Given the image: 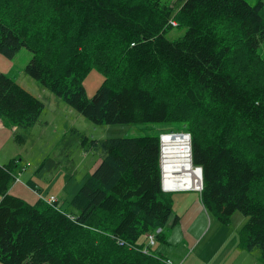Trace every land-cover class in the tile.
I'll use <instances>...</instances> for the list:
<instances>
[{"label": "trees", "instance_id": "1", "mask_svg": "<svg viewBox=\"0 0 264 264\" xmlns=\"http://www.w3.org/2000/svg\"><path fill=\"white\" fill-rule=\"evenodd\" d=\"M170 21L185 30L175 41L166 38ZM262 43L263 0H0V54L29 51L24 73L78 114L96 125L186 126L205 212L223 225L235 212L247 217L240 244L258 249L260 264L264 89L245 88L232 63L237 56L245 68L264 65ZM92 67L111 81L89 99L83 80ZM43 109L0 73L3 127L31 128ZM73 133L102 159L70 201V214L10 195L16 164L0 165V263L168 264L139 241L153 233L165 243L172 214V197L161 189L160 136L91 140Z\"/></svg>", "mask_w": 264, "mask_h": 264}, {"label": "rangeland", "instance_id": "2", "mask_svg": "<svg viewBox=\"0 0 264 264\" xmlns=\"http://www.w3.org/2000/svg\"><path fill=\"white\" fill-rule=\"evenodd\" d=\"M244 1L250 6H255L260 0ZM169 24L173 28L166 34L168 40L175 41L184 35L185 30L176 27L175 21H170ZM258 53L264 61V43L259 47ZM30 59L31 54L26 49H22L13 59L0 54V73L5 75V71L11 70L18 78V84L44 105L40 120L35 126L17 129L16 133L9 127L0 128V165H7L12 160L17 161L14 175L18 176L19 182L12 185L10 190L14 188V191L11 194L26 200L31 205L40 200L39 196L48 198L52 195L58 199L60 210L69 214L74 211L70 201L98 167L102 157L99 152L85 151L81 147L80 139L73 131L91 140L185 134L182 131H187L186 126L183 125H96L27 76L24 73V67ZM239 61L235 56L232 67L241 75V84L245 88L264 89V65L258 64L249 69ZM232 67H230L231 70ZM106 80L107 84H110L109 76L102 70L92 67L83 80L86 96L89 99L92 98ZM147 85L153 87L154 83L148 81ZM14 135L22 136L24 142H16ZM29 183H33L39 191L32 190L28 186ZM168 194L173 200L172 211L184 212L187 206L180 208L181 203L176 207V201L183 195H187L185 202L190 201L199 193ZM246 220L247 217L235 212L229 224L223 225L213 215L205 213L202 234L194 247L187 248L179 244L178 236L173 237V232L170 230L171 222H168L164 229V234L167 235L168 232L166 242L155 241L156 245L148 248L151 253L173 264L181 263L184 256L189 258L187 264H260V251L255 249L247 252L240 244L239 231ZM139 241L145 242V245L148 244L146 237H141ZM167 242L168 245H166ZM194 257L196 261L193 260Z\"/></svg>", "mask_w": 264, "mask_h": 264}, {"label": "crops", "instance_id": "3", "mask_svg": "<svg viewBox=\"0 0 264 264\" xmlns=\"http://www.w3.org/2000/svg\"><path fill=\"white\" fill-rule=\"evenodd\" d=\"M4 73H6L5 74L6 76H8L10 79H12L14 82H16L18 84V82H17L18 78L12 73L11 70H10V72L5 71ZM1 127H3V125L0 122V128ZM32 185H34V184L32 183ZM13 191H14V188L12 190H9V194L12 195L11 192H13ZM167 193H172V194H174V193H181V194L199 193L196 195V197H194L190 201L185 202L187 195H183V197L178 199L176 201L175 206L177 207L178 204L182 203L180 208L186 207V206H187V208L184 212H178V211L173 212L172 211L173 215L171 214V216L168 220V222H171V229L170 230L173 232V237L178 236L179 244L185 245V248L192 247V246L194 247L195 243L197 242L200 235L202 234L203 218H204L205 213H206L202 204H201V201H200V191H198L197 189L180 188V189L167 190ZM50 196H52V195H50ZM24 201L26 202V200H24ZM176 217H178L177 222L175 221ZM196 232H199V233L197 234ZM167 235H168V232H167ZM167 235H166V237H167ZM166 245H168V242L166 243ZM193 260L196 261V257H194ZM188 261H189V258L184 256L181 263H179V264H187ZM169 262L171 264H173L171 261H169Z\"/></svg>", "mask_w": 264, "mask_h": 264}, {"label": "bare ground", "instance_id": "4", "mask_svg": "<svg viewBox=\"0 0 264 264\" xmlns=\"http://www.w3.org/2000/svg\"><path fill=\"white\" fill-rule=\"evenodd\" d=\"M162 142L163 165L165 170L164 188L169 190L180 188H199L201 182L200 173L198 170L193 172V169H191L189 165V137L185 134L176 135L174 137L171 134H166L163 135ZM174 170H180L185 172L187 175H185L183 179H180L177 176H173L172 173Z\"/></svg>", "mask_w": 264, "mask_h": 264}, {"label": "water", "instance_id": "5", "mask_svg": "<svg viewBox=\"0 0 264 264\" xmlns=\"http://www.w3.org/2000/svg\"><path fill=\"white\" fill-rule=\"evenodd\" d=\"M173 137L176 136V135H183V134H171ZM186 135V134H185ZM189 137V135H187ZM160 146H161V150H160V153H161V160H160V170H161V189L163 192L167 193V190L169 189H165L164 188V180H165V170H164V165H163V142H162V137L160 136ZM189 165H190V168H192L191 166V157H190V160H189ZM196 170L199 171L200 173V189H202V177H201V169L200 168H195L193 169L192 171L195 172ZM173 176H177L178 178L180 179H183L185 175H187L185 172H182L180 170H174L173 171Z\"/></svg>", "mask_w": 264, "mask_h": 264}, {"label": "built area", "instance_id": "6", "mask_svg": "<svg viewBox=\"0 0 264 264\" xmlns=\"http://www.w3.org/2000/svg\"><path fill=\"white\" fill-rule=\"evenodd\" d=\"M171 24H173V23H171ZM15 164H17V162H15ZM14 181L15 182H19L18 176H14ZM197 189L200 190L199 188H197ZM39 199L41 201H43L46 205H48V206L52 207L53 209H55L56 211L61 212V210L59 208V201L54 196H49L48 198H42V197L39 196ZM146 238H147V241H148V246H153L155 244V238H154V234L153 233L148 234ZM146 252H147V250L143 251V253H146ZM168 264H171V263L168 261Z\"/></svg>", "mask_w": 264, "mask_h": 264}]
</instances>
